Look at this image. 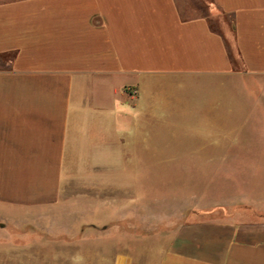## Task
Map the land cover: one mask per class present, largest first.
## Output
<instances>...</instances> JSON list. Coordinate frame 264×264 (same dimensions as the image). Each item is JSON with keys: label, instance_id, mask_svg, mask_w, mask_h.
<instances>
[{"label": "crops", "instance_id": "obj_1", "mask_svg": "<svg viewBox=\"0 0 264 264\" xmlns=\"http://www.w3.org/2000/svg\"><path fill=\"white\" fill-rule=\"evenodd\" d=\"M181 1L0 0V264L74 257L59 248L74 221L52 216L65 163L100 161L92 148L109 134L120 159L148 161L123 135L158 113L221 131L208 160L253 157L264 177V0ZM116 204L114 248H85L83 264H264L263 185L217 204L223 216L182 222L164 246L127 234L137 214Z\"/></svg>", "mask_w": 264, "mask_h": 264}, {"label": "rangeland", "instance_id": "obj_2", "mask_svg": "<svg viewBox=\"0 0 264 264\" xmlns=\"http://www.w3.org/2000/svg\"><path fill=\"white\" fill-rule=\"evenodd\" d=\"M178 2L182 4L181 0ZM202 4L207 6L209 0H202ZM210 21L215 28V22ZM158 115L162 119H154L152 129L128 131L123 135L126 141H137V156L148 157V161L120 159L119 152L114 153L116 140L109 134L100 155V151L95 154L92 148L91 156L100 161L65 163L63 180L67 190L52 216L74 221L73 226H59L60 239L64 233L61 230L68 229L69 235L74 233L67 242L59 241V248L68 247L74 257H60L59 264L67 261L83 264L85 248L92 253H97L100 247L114 248L115 213L119 209L116 202L124 205V217L137 214L139 225L127 234H153L151 244L164 246L182 222L223 216V212L216 211L222 207L217 204L244 194H259L264 186L262 162L253 157L246 161H210L208 157L222 153L214 149L221 131L174 127L179 123L169 119L171 123L166 124L162 113ZM247 136V132L239 131L236 141H244ZM212 211L215 212L211 214ZM48 260L44 256L43 264ZM87 260L108 264L110 259Z\"/></svg>", "mask_w": 264, "mask_h": 264}]
</instances>
